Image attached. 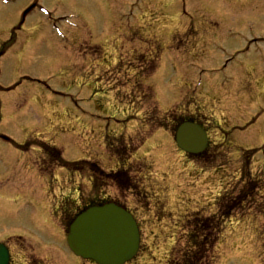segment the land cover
<instances>
[{
  "label": "rangeland",
  "instance_id": "374dc122",
  "mask_svg": "<svg viewBox=\"0 0 264 264\" xmlns=\"http://www.w3.org/2000/svg\"><path fill=\"white\" fill-rule=\"evenodd\" d=\"M37 1L53 18L35 0H0V242L11 264H93L68 249L62 224L100 191L86 170L55 167L42 141L95 161L110 179L99 198L163 201L160 217L138 215L146 247L127 264L181 258L187 225L212 215L221 233L198 264H264V0ZM57 17L73 22L68 44L53 34ZM188 116L208 130L213 173L173 142L172 120ZM123 158L130 171L145 163V179L111 172Z\"/></svg>",
  "mask_w": 264,
  "mask_h": 264
},
{
  "label": "water",
  "instance_id": "95a60500",
  "mask_svg": "<svg viewBox=\"0 0 264 264\" xmlns=\"http://www.w3.org/2000/svg\"><path fill=\"white\" fill-rule=\"evenodd\" d=\"M175 140L190 153L202 151L207 143L205 132L191 123L178 128ZM67 244L76 256L97 264H124L138 250V228L130 214L113 204L92 207L70 224ZM8 261V250L0 245V264Z\"/></svg>",
  "mask_w": 264,
  "mask_h": 264
},
{
  "label": "trees",
  "instance_id": "16d2710c",
  "mask_svg": "<svg viewBox=\"0 0 264 264\" xmlns=\"http://www.w3.org/2000/svg\"><path fill=\"white\" fill-rule=\"evenodd\" d=\"M186 119H189V118H181L179 122L182 120H186ZM112 146L113 144L112 145L108 144V147L111 148ZM42 148L46 150V154L52 158L54 164H56L57 166L64 168L69 172H77V171L86 170L88 174L91 176L90 180H91L93 191H95L99 187L103 188L104 185H106L107 183L106 181L109 180V178L108 180H106V178L104 180L105 175L103 173V170L99 168L97 163L93 162V163H90L89 165L86 161L73 162V163L67 162L63 159L61 151L55 146L43 145ZM191 158L195 159L196 161L205 160V164L207 165H210L213 162L212 158H209L207 154L191 156ZM123 160L124 158L122 160H119L118 162L122 164ZM86 163H87V166H86ZM249 192H250V188H248L247 193ZM242 196H245L246 198L249 196V194L242 195ZM242 196L240 195L238 199H233L232 202L231 201L224 202V204L221 207H219L220 213L222 214V216H220L221 219L227 218L229 215H231V213H233V211L236 208H238L240 202L243 201ZM91 204H97V203L95 201H92ZM70 219L71 218L69 217V220ZM187 226H189L188 227L189 232H187L188 244H189V247L187 248L188 251L186 250V252L181 258H179V256L171 257L168 264H198V263H201L202 260L205 257H207L208 252L211 250V248L212 249L214 248L215 246L214 243L218 239L219 233H221L219 229L220 222L216 221L215 215L202 218V219L198 218L194 220L193 222L189 223V225ZM261 236L264 239V235L262 234ZM263 239H262V242L264 243ZM263 247L264 246H262L261 248ZM26 264H42V262L36 257H33L31 259L30 258L27 259Z\"/></svg>",
  "mask_w": 264,
  "mask_h": 264
},
{
  "label": "flooded vegetation",
  "instance_id": "af4514ba",
  "mask_svg": "<svg viewBox=\"0 0 264 264\" xmlns=\"http://www.w3.org/2000/svg\"><path fill=\"white\" fill-rule=\"evenodd\" d=\"M88 45H86L87 47ZM90 48V46L88 47V49ZM98 45H95L92 49H90V51L92 52L93 50L97 49ZM96 54L98 53V51L95 52ZM138 164L137 167H135V169L139 172L138 177H136L135 179H138V181L140 182L141 180L145 179V176L142 175L144 168V165L142 164V167ZM134 168V167H133ZM130 167L127 166H123L120 170H122V172H125V174H133L136 172L135 169H133V171L129 170ZM127 170V171H126ZM132 181L136 180L131 177ZM129 179L125 178V180L122 181V183L127 184ZM138 182V183H139ZM125 188H127L128 190L130 189L128 186H126ZM141 189H138V191ZM155 197L152 195V198ZM130 199L132 200L131 202L128 201H121L119 199H115V202H117L119 205L123 206L125 209H127L138 221L139 223V214L145 213V211H149V210H157L156 211V216L160 217V213H161V205H160V199H155L153 206H149L148 202L151 201L150 197H148L147 195H130ZM146 199V203L144 202V200ZM148 206V207H147ZM141 226V222L139 223Z\"/></svg>",
  "mask_w": 264,
  "mask_h": 264
}]
</instances>
